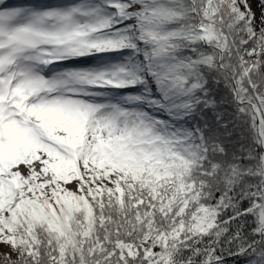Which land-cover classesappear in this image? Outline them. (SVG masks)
<instances>
[{
  "label": "snow or ice",
  "instance_id": "obj_1",
  "mask_svg": "<svg viewBox=\"0 0 264 264\" xmlns=\"http://www.w3.org/2000/svg\"><path fill=\"white\" fill-rule=\"evenodd\" d=\"M0 264H264V0H0Z\"/></svg>",
  "mask_w": 264,
  "mask_h": 264
},
{
  "label": "rangeland",
  "instance_id": "obj_2",
  "mask_svg": "<svg viewBox=\"0 0 264 264\" xmlns=\"http://www.w3.org/2000/svg\"><path fill=\"white\" fill-rule=\"evenodd\" d=\"M253 10L257 13V15H259L260 7H258L256 2L253 3ZM4 250L7 251V249H4Z\"/></svg>",
  "mask_w": 264,
  "mask_h": 264
},
{
  "label": "trees",
  "instance_id": "obj_3",
  "mask_svg": "<svg viewBox=\"0 0 264 264\" xmlns=\"http://www.w3.org/2000/svg\"><path fill=\"white\" fill-rule=\"evenodd\" d=\"M219 95L222 96V95H224V93L221 92ZM226 108H227V111H228L229 113H231V111H232L231 106H230V105H229V106H226Z\"/></svg>",
  "mask_w": 264,
  "mask_h": 264
}]
</instances>
